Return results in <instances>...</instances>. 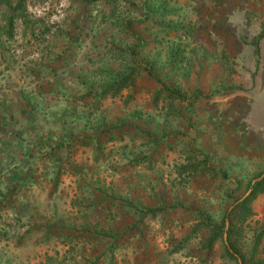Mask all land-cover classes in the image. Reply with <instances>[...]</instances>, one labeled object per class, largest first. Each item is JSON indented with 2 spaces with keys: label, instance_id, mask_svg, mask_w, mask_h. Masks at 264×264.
Segmentation results:
<instances>
[{
  "label": "rangeland",
  "instance_id": "374dc122",
  "mask_svg": "<svg viewBox=\"0 0 264 264\" xmlns=\"http://www.w3.org/2000/svg\"><path fill=\"white\" fill-rule=\"evenodd\" d=\"M16 2L0 0V264H236L210 226L255 174L210 172L203 130L241 132L264 0H25L8 42ZM240 217L231 240L256 259Z\"/></svg>",
  "mask_w": 264,
  "mask_h": 264
},
{
  "label": "crops",
  "instance_id": "0c3cea01",
  "mask_svg": "<svg viewBox=\"0 0 264 264\" xmlns=\"http://www.w3.org/2000/svg\"><path fill=\"white\" fill-rule=\"evenodd\" d=\"M258 46L259 63L254 78H250V81L241 86V93L246 99L241 132L230 124V128L225 126L223 129L220 126H214L203 130L210 139L218 138L212 151L205 150L209 155V159L216 163L215 168L209 167L210 172L217 174L225 172L228 181L232 182L235 178L241 179L245 174L257 175L264 171V37L260 40ZM252 71L250 68L249 72ZM211 169L214 171H211ZM223 187H225L224 183ZM223 187L219 188L222 189V192ZM236 187L237 184L235 183V187L233 189L229 188L231 189L229 191L234 190ZM237 189H239V186ZM250 207L252 211L250 219L257 228H264V192L259 193L253 199ZM261 247L257 258L264 260V237Z\"/></svg>",
  "mask_w": 264,
  "mask_h": 264
},
{
  "label": "trees",
  "instance_id": "16d2710c",
  "mask_svg": "<svg viewBox=\"0 0 264 264\" xmlns=\"http://www.w3.org/2000/svg\"><path fill=\"white\" fill-rule=\"evenodd\" d=\"M26 2L25 0H17L16 4L11 7L12 9V15L8 19V27L5 36V40L13 41L14 40V33H13V21L14 17H17V12L19 13V17H22V22L25 24V26L28 24V18L26 15H23V13L26 10ZM26 34L25 32L23 33ZM264 37V26L260 30L259 34L255 36L254 38V54L258 56L259 54V41ZM148 74L153 77L158 83L162 85V87L167 92L168 96L174 99H177L179 101H184L186 99L185 95L181 92L175 90L174 88L168 86L165 82L161 81L160 78H158L151 67H146ZM118 81V80H116ZM126 78H122L118 81V86H116V90L121 89L122 87L126 86ZM211 171H214L211 169ZM262 174H264V171L258 173L255 175L250 181L247 182L245 191L239 195L234 196L235 189L237 190V187L227 192V197H229L232 200L231 205L227 208V210L224 212L221 222L219 225L216 226H210L211 229V237L210 242L214 241L218 236L223 237V233L225 231L226 222H228V227L226 229L227 237L226 240L223 239L225 252L227 256L236 261V264H264V260H260L258 258H246L244 254H242L239 249L234 245V243L231 240V236L233 235V224L231 220V215L235 212H237L242 218L246 219L247 217H251L252 211L250 204L253 201V199L259 194L264 192V175L260 177ZM222 177L228 178L225 172H221ZM259 178V179H257ZM254 180V182H253ZM237 183V181H236ZM248 192V193H247ZM149 209V208H148ZM151 210V209H149ZM259 231L256 234L255 237V246H258L262 243V239L264 237V228H258ZM257 250H261L260 248H256Z\"/></svg>",
  "mask_w": 264,
  "mask_h": 264
},
{
  "label": "water",
  "instance_id": "95a60500",
  "mask_svg": "<svg viewBox=\"0 0 264 264\" xmlns=\"http://www.w3.org/2000/svg\"><path fill=\"white\" fill-rule=\"evenodd\" d=\"M264 174H262L260 177H262ZM257 179H259V178H257ZM253 182H254V180H253ZM248 193V192H247ZM227 227H228V222H226V226H225V231H224V233H223V239L224 240H226V237H227V233H226V229H227Z\"/></svg>",
  "mask_w": 264,
  "mask_h": 264
}]
</instances>
